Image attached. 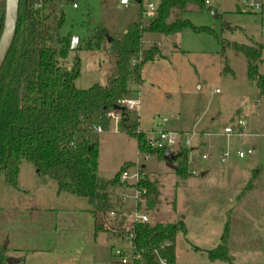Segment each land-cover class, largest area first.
Here are the masks:
<instances>
[{
	"label": "rangeland",
	"instance_id": "obj_1",
	"mask_svg": "<svg viewBox=\"0 0 264 264\" xmlns=\"http://www.w3.org/2000/svg\"><path fill=\"white\" fill-rule=\"evenodd\" d=\"M257 1L259 10L245 6L246 0L189 3L184 12L172 10L167 21L187 18L209 30L186 26L169 35L146 33L141 41V48L156 44L160 54L143 65L140 83L129 81L127 97L137 101L139 127L153 146H166L157 145V130L162 128L177 134L176 144L167 146L170 152L189 148L187 177L177 176L163 158L139 152L136 140L119 131L114 118L98 133L97 175L110 178L122 166L137 169L155 188L154 196L149 195L152 204L144 195L136 204L147 223L183 221L185 231L174 239V264H264V48L258 64L261 84L247 77L244 55L222 43L264 45V0ZM73 2L62 5L61 32L78 37L81 68L75 85L83 89L103 83L108 73L102 49H85L90 35L102 25L110 35L120 36L126 23L136 20L140 4ZM73 54L60 62L70 64ZM238 116L247 119L252 134L220 133L222 122ZM250 146L251 154L236 156L239 148ZM17 180L19 188L14 189L0 174V247L6 248L7 257L22 258L25 264H123L113 251L128 250L126 240L109 238L101 255H90L94 243L86 198L57 192L55 180L38 174L26 160L19 164ZM134 187L126 180L115 189L125 225L130 223L128 213L136 210ZM226 221L228 260L209 259L207 252L219 243ZM98 234L105 238L104 232Z\"/></svg>",
	"mask_w": 264,
	"mask_h": 264
},
{
	"label": "trees",
	"instance_id": "obj_2",
	"mask_svg": "<svg viewBox=\"0 0 264 264\" xmlns=\"http://www.w3.org/2000/svg\"><path fill=\"white\" fill-rule=\"evenodd\" d=\"M68 1L74 0H19L15 34L0 67V174L17 189L20 162H31L38 174L55 180L57 192L87 199L94 235L104 232L122 240L132 238L135 250L142 255V260L134 264H158V257L174 264V239L177 232L185 231L183 221L125 225L122 202L115 192L124 185L119 180L123 166L110 178L97 175L99 132L95 127L106 130L111 119L107 114L113 112L119 116L118 130L136 140L139 152L163 158L167 146H153L139 127L136 109L122 106L119 101L130 93L129 81L140 83L143 65L160 54L154 43L141 48L143 36L169 35L186 26L209 30L187 18L167 21L172 10L181 13L189 3L202 6L205 0H159L153 17L142 16L140 7L136 20L128 22L120 36L110 35L108 29L98 25L84 46L102 49L101 62L108 66V73L103 83L83 89L75 85L81 68L78 50L70 48V35L61 32L65 21L62 5ZM135 1L141 6L142 0ZM4 7L5 0H0V33ZM222 43L241 52L246 59L247 77L263 84L258 64L264 45L227 40ZM70 51L74 52L70 64L61 63ZM188 153L185 147L174 153L171 163L177 176L190 174ZM135 186L146 189L144 196L152 204L149 195L154 196V185L142 177ZM228 227L226 221L219 243L207 252L209 259L228 260ZM6 257V248L0 247V264H25L22 258L6 262Z\"/></svg>",
	"mask_w": 264,
	"mask_h": 264
},
{
	"label": "built area",
	"instance_id": "obj_3",
	"mask_svg": "<svg viewBox=\"0 0 264 264\" xmlns=\"http://www.w3.org/2000/svg\"><path fill=\"white\" fill-rule=\"evenodd\" d=\"M129 2H130V0H119V4H122V5H128ZM205 3H209V0H205ZM158 4H159V0H142L141 6H140L141 7V15L145 16V17H153L156 14ZM72 5L75 6V3H73ZM245 6H247L251 10H259L260 9V3L257 0H246ZM136 102H137L136 100L129 98V97H125L119 101V103L122 106H126L129 109L135 108ZM107 115L110 116V118H114L116 120V123L118 124L119 116L115 115L113 112H108ZM161 121L165 122L166 119L163 118ZM247 124H248V122H247V119L245 117L238 116L234 120H230V121L222 123L220 133L227 135V136L235 135L237 137L248 135L249 133L246 131ZM95 130L97 132H101V128L99 126H96ZM157 134H158L157 140L160 141V143L157 145L163 144V145L170 147L171 145H174L177 142V139H176L177 134L175 132H169V131H166L162 128H159L157 130ZM152 144H154V143L152 142ZM253 149H254V147H252V146L246 147L245 149L239 148L236 151V156L238 158H243L246 155L251 154L253 152ZM147 156H148V154L146 155V157ZM207 156L208 155H206V154L202 155L203 158H205ZM225 156H227V153L226 152L222 153V157H223L222 159H224ZM140 178H142V177H141V174L138 172L137 169H134L133 171L123 169L119 175V180L124 185H125L126 180H130L131 182H133V185L135 186V183ZM133 190L134 191H133L132 196L135 199V202H136L135 206H136L137 200H139L140 197L146 193V189L144 187L139 188V187L135 186ZM112 214H113V212H111V215ZM128 217L130 219V223L131 222H147V219H148L146 213L138 212L137 206H136V210L128 213ZM125 240L128 243L129 249L127 250V249H123V248H115L113 251V254L115 255V257L123 264H134L136 261H141L142 255L140 252H137L135 250L132 238H127ZM166 244H169V242H167ZM157 260H158V264H167V261L164 258L158 257Z\"/></svg>",
	"mask_w": 264,
	"mask_h": 264
},
{
	"label": "water",
	"instance_id": "obj_4",
	"mask_svg": "<svg viewBox=\"0 0 264 264\" xmlns=\"http://www.w3.org/2000/svg\"><path fill=\"white\" fill-rule=\"evenodd\" d=\"M18 7L19 0H5L4 7V19L3 26L0 33V67L4 62V59L10 49L12 40L16 30L17 17H18ZM80 47L77 36H72L70 40V48L76 50ZM174 154L168 149L165 150L163 154V159L166 161V164L170 167H173L171 160L173 159ZM18 258L15 257H6V262L17 261Z\"/></svg>",
	"mask_w": 264,
	"mask_h": 264
},
{
	"label": "crops",
	"instance_id": "obj_5",
	"mask_svg": "<svg viewBox=\"0 0 264 264\" xmlns=\"http://www.w3.org/2000/svg\"><path fill=\"white\" fill-rule=\"evenodd\" d=\"M122 5V4H120ZM126 6V5H123ZM127 24V23H126ZM125 28V27H124ZM77 41H78V37H77ZM79 43V42H78ZM224 123V122H222ZM117 129H118V124H117ZM247 131V129H246ZM248 132V131H247ZM249 134H252V130H250L248 132ZM248 134V135H249ZM253 147V146H252ZM19 188V187H18ZM15 189V188H14ZM6 202V201H5ZM89 208V207H88ZM88 208H86V210L88 211ZM92 218V215L90 216ZM92 230H93V226H92ZM99 234L94 235V232L92 233V237H93V243H94V248H93V252H90V255L93 256L94 252L100 253V255L102 254V249L105 247V245H107L106 243L108 242L109 238H112L111 236H109L108 234L105 233V238H101L98 236ZM114 238V237H113ZM118 239V238H117ZM110 247H112V245H110ZM19 258V257H16ZM91 258V257H90ZM72 264V263H70ZM83 264H86V262H83Z\"/></svg>",
	"mask_w": 264,
	"mask_h": 264
}]
</instances>
